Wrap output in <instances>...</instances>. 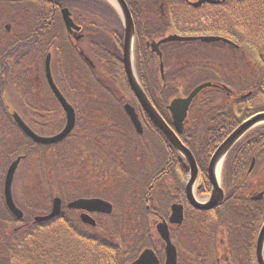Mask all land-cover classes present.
I'll return each mask as SVG.
<instances>
[{
	"label": "trees",
	"instance_id": "1",
	"mask_svg": "<svg viewBox=\"0 0 264 264\" xmlns=\"http://www.w3.org/2000/svg\"><path fill=\"white\" fill-rule=\"evenodd\" d=\"M57 1L60 6L70 5L73 7L76 19L79 21L78 23H81L88 32V38L92 47L91 51L99 50L97 60L104 66L106 74L111 75L116 80L118 79L124 86L125 91L130 92L121 64L120 40L118 41L119 47L109 41V47L101 50V42L99 40L100 35L103 33L95 29L96 26H101L98 16L104 15L106 17V10L109 14L112 13L113 16H117L113 8L104 0ZM127 2L133 14L136 15V25L140 29L142 38H160L169 29L173 32L184 34L182 31L186 25H182L181 20L179 21L177 11L182 6L186 7L185 0H127ZM230 2V0H225L220 5L218 10L220 12L219 18H213L211 14V18L208 15H203L204 19L202 20L204 21L205 29L219 30L223 36L234 40L244 50V47L247 45L252 48L255 57L252 59L251 69L249 70L251 74L244 73L247 78L243 77V68L239 71L233 68L232 56L235 49L233 43L213 42L221 44H217L220 46L218 48H211V57L203 59L207 63L202 62L203 60L193 63L188 62V65L178 68L175 62L181 57L179 52H177L178 57L175 62L171 59L169 53L164 54L165 65L168 68L164 82L158 76L159 60L157 57L155 55L153 57L150 56L151 53H147L146 51L138 52V65L143 85L157 109L168 121H171L166 109L168 102L173 97L189 93L197 84L211 81L214 84L227 85L234 91V94H228V89L212 91L215 93V96H209L199 104H196L197 97L190 111L189 121L187 120L188 123L181 134V139L194 152L197 162L202 169L203 191L209 190L206 168L216 147L243 120L257 112L264 111V57L262 54L260 55V52L264 51V2L263 0H248L244 6H240L243 8L240 10H232L229 6ZM195 23L196 21L192 20L191 25L200 27L195 26ZM119 33L122 35V32ZM40 35L41 40H43L44 36L51 37L52 34L44 35L40 33ZM49 39L43 44V53L54 45L51 41L49 42ZM184 43L185 45H189L193 42ZM202 44H205L204 47L207 48L208 45L206 44L211 43ZM165 46L167 45H163V48ZM54 47L56 46L54 45ZM208 48V51H210V47ZM64 55L66 56V54ZM77 55L79 57V51ZM58 57L54 63L56 70ZM66 62L68 68L64 71L69 69L68 61L66 60ZM146 62L148 63L150 77H153V81L157 82V86L155 87L150 85L148 74L142 68V65ZM199 63L201 66H197V68L193 66ZM244 65L247 66L248 64ZM42 71L45 78L44 69ZM88 73L102 87H105L109 91L111 90V85L107 83L102 85L100 83V80L102 81L103 79L99 75L98 68H90ZM252 77H256V79L252 81ZM183 80L188 84V86L186 85V90L183 89ZM28 85L30 84H27L26 81V88H28L25 92L28 95H23L22 97L24 99L23 103H25L23 105V112L26 109L28 111L26 106H30V104L39 109L42 104L38 95L34 94L31 86L29 87ZM249 91H251V94L243 97ZM63 92L70 100L69 93L64 90ZM217 94L223 96V100L214 103ZM51 95L54 98L52 93ZM71 96L73 99L79 100L76 97V91ZM29 98L30 100H28ZM36 99L37 101H35ZM95 100L97 99L88 98V101L93 103L96 108L98 107L96 105L98 102L94 103ZM82 107L93 108L90 104L82 105ZM35 113L38 114L39 111L36 109ZM0 114L9 117L8 111L2 106H0ZM10 120L9 124L11 127H14L15 133L19 134L21 141H24V143L16 142L19 145L17 150L23 148L22 151L24 152H18L13 155L12 153L16 151L14 148L15 143H13V146L10 145L11 148L4 151L5 166L8 165L10 160L21 153L28 152V155L31 156L32 153L41 150L43 157H45L44 151L48 150L47 147L36 145L17 128L11 118ZM190 120H192L191 124H189ZM29 121L33 124L35 123L31 118ZM148 121L153 130L158 133L157 136L164 145V152L160 150L158 152V155L162 153V164H165V160H170L179 162V165L180 163L184 165L183 160L168 144L161 132L149 119ZM31 123L30 125L40 133L47 132L43 129L42 125L37 126ZM6 143V141L3 142V145ZM143 154L145 156H142V169L147 164L150 165L152 160V156L149 157L147 151ZM147 158L149 161L146 160ZM253 159H255V166L250 171ZM223 187L226 190V197L223 203L215 209L213 218L208 220L212 222L210 226L217 230L223 229L231 248L242 250L243 247L244 258L247 261L245 264H257L255 242L258 230L264 222V197L261 200L254 201L251 199V196L259 191H264V124L250 131L229 153L223 172ZM0 201L5 207L3 195L0 197ZM10 218L12 219V223L16 224L14 218L11 216ZM10 218L0 214L2 222L0 228L10 222ZM66 221L68 223L66 230H59L63 226H60V223L58 225V222L55 223L58 225L57 228L50 227L54 225V222L47 224L34 222L29 227H24L22 222H20V225L16 224L18 226L15 227L13 232H1L0 264H22L20 261H15L16 258L13 255L16 253L19 255L24 253L26 254L24 258H28L34 263L38 262L39 264H113L110 259L118 254L123 255L129 260L136 253V241H134L136 236H133L132 233L114 231L111 233L112 238L107 235L98 236L96 234H91L92 238H89L81 232L80 224L74 226V221L70 217ZM39 232L40 234H38ZM67 239L68 247L64 248L65 243L61 241ZM74 240H78L79 243H73L72 241Z\"/></svg>",
	"mask_w": 264,
	"mask_h": 264
},
{
	"label": "rangeland",
	"instance_id": "2",
	"mask_svg": "<svg viewBox=\"0 0 264 264\" xmlns=\"http://www.w3.org/2000/svg\"><path fill=\"white\" fill-rule=\"evenodd\" d=\"M205 11H206L205 9H201L198 12H196L195 9L185 6H182V8L178 9L177 14L179 17V21L181 20L182 25H186L182 32L187 35L196 34V35L221 36L222 34L219 32V30L204 28V24H203L204 21L202 20L201 17H197V15L202 14ZM194 15L196 17H193ZM98 19L101 26H96L95 29H98L101 33H103L102 35H100L99 42L104 43V45L102 46L109 47L107 42L109 41L110 35H112L115 30V24L110 18L106 19L104 15H99ZM192 20L196 21L195 26H200V27L192 26L191 25ZM16 31L17 29L14 32L16 35L20 34L18 33V31L17 32ZM58 35L59 37H56V40L60 42L56 43L55 45L56 48H59V57H58L59 60L57 62V81L60 87L64 91L69 93V95H73L74 92L76 91V97L79 98L80 101L84 99L92 98L105 102L106 100H113L119 98V99L129 100L133 104L137 103L136 99L134 101L132 95H130L129 92L125 91L123 87H121L120 81L118 79L116 80L111 75L106 74V70L100 62H98V72L101 78L103 79L102 81L100 80V83L102 85L105 83L111 85L110 91L105 87H102L97 82V80L93 79L92 75L87 73L88 72L87 67H85V65L82 66V62L75 54H72L73 65L76 69H80V70H78L76 74V78H77L76 88L73 89V77H75V74H73L71 69H69V74L71 75V77H69L68 73L64 71L65 69L68 68L66 62V60L68 61V59L67 57L64 58L63 56L65 52V47H63V43L66 45L67 39L61 29L58 30ZM192 42L193 43H190L189 45H185L184 42H179V44L175 43L178 45L177 46L178 49L173 51V54L171 55V59L178 57L177 52H179L180 55L184 54L182 57H188V56L190 57L191 55L195 54V52L196 54L194 55V57H196L199 54L202 55L203 53L209 55L210 51H208L209 50L208 47H210V49L213 47L218 48L220 46L217 44H221V43H217V44L211 43L213 45L206 44L208 46L207 48H205L204 47L205 44H202L200 41L195 42L194 40ZM81 45L85 49V46L83 44ZM85 50H86V54L88 53V55L93 60H96V58L94 57L95 56L94 53L89 52L87 48ZM32 56L33 54L30 55V57ZM202 62L207 63L204 60ZM176 64L178 65L179 63ZM30 66L33 69L30 68V72H29L30 74L27 80V84L30 83V85L28 86L29 87L31 86L32 92L38 95V98L42 101L43 106H40L39 109L38 107L36 106L33 107L31 106L32 104H30V106H26V108H28V111L26 109L23 112L24 110L23 105L25 103H23L24 99L22 97L23 95L24 96L28 95L25 92V90L27 89L25 86L26 85L25 82V85H23L24 88L22 90L16 91L13 89L11 91L6 92L5 101L8 102L9 104L8 108L11 110V112L13 111L19 112L21 115H23L26 118V120L29 123H31L29 121L31 118L35 122L34 124L31 123L32 125L41 126L44 124V127L46 128L45 130H53L56 127L58 128L63 122V113L62 111L54 107L55 103L53 102V97L51 96V93H49L46 87L47 82L46 79L43 77L40 65L38 64L36 65V63L33 62ZM180 66H182V64H180ZM193 66L195 67L201 66V64L200 63L198 65L194 64ZM150 78L153 79V77ZM253 79H256V77L254 78L252 77V81ZM183 81H182V85L184 86L183 89L186 90L188 84L185 81L183 83ZM148 82L153 87L157 86L156 81L148 80ZM212 89H214V87ZM212 89L211 88L204 89V91H202V93L199 94L196 100V104L205 101L206 98H208L209 96H215L214 95L215 93H213L212 91L221 90V89H214V90ZM37 99L35 101H37ZM28 100H30V98ZM214 100H215L214 103H217L218 101L223 100V96H219L217 94ZM36 109L39 111L38 114L35 113ZM92 114H93L92 117L96 118L93 119V122H95V124L99 126L103 125L104 118H103L102 109H99V111L97 110V112H93ZM38 115L44 116V118H41L42 121L39 120ZM110 122L113 121L110 120ZM191 123L192 120H190L189 124ZM151 130L152 128L147 131H151ZM146 138L147 136L143 138V141L144 143H146L147 145L146 151L148 152L149 150L150 155L157 156L159 150L164 152L163 151L164 145L163 143H161L160 139L157 136L155 137L154 135H149L147 142H146ZM5 141L7 143L3 145V142ZM16 142L24 143L23 140L21 141V137L19 136V134L15 133L14 127L8 128L7 126L6 128L4 124L0 123V187L3 182V178H4L3 176H5L4 172L6 170V169H2V164H4L6 160L4 158V151L9 150L11 148L10 145L13 146V143H15L14 148L16 149V151H14L12 154L15 155L18 152H24L22 151L23 148L17 150L19 145H17ZM141 146L144 145L142 144ZM86 150L88 149H85L84 151ZM140 151L141 153L143 152V150ZM161 157H162V153L158 156V160ZM43 158L44 157L42 155L41 150L32 153V155L27 160L22 162L20 170H18L17 172L16 181L14 184V193L17 196L19 203L21 202L20 206H22L26 210L27 212L26 214L28 216L33 217V215L35 214H41L47 207L48 208L45 211L49 210L52 201H49V203H47L48 202L47 197H51V195L52 196L60 195L65 200H68L69 197L73 196L75 193H77V195L83 192L88 193L90 195L103 193L106 194L110 200L112 199L113 203L115 204V211L112 214V216H104V217L100 216V218L98 219L99 221L98 226L93 230L92 234H96L98 236L101 235L104 236L106 234L108 237L112 238L110 229L118 231L119 227L122 226L123 229L126 230V232L132 233L133 236L139 235L135 240L134 239L133 240L136 241L138 239L137 243L140 244V246L143 244L155 243L152 245H156V247L160 248L161 243H160L159 235L156 234V237L154 239H152L151 235H149L151 233L155 235L156 233V225L155 222L152 220L151 216L145 217L139 214L136 215V218H130L133 217V215L129 216L128 214H126V212L125 213L123 212V211H128L132 207V205L128 203V199L135 194V191H136V199L139 197L144 198L145 195L138 193V189L141 192L142 190L145 191L146 185L149 181V178L151 177L150 175V177L147 178V174L141 172V170L139 173V166L136 165V168L134 167L133 148H131L130 152L126 155V161L132 164L131 177L128 176L127 178L123 177L122 171L119 172L114 169L109 170L108 183L106 186H103L101 188V184L99 182L101 181L102 176L100 175V173H98L96 176V181L98 182H94L91 180V178H89L87 169H78L75 170L76 174L72 176L73 179L77 178L76 180H78L79 182H75L76 184L73 182L71 184L72 186L68 188V190L70 191H68L67 193L66 191L65 192L63 191L64 190L63 188L65 187V184L67 182L65 178V176L67 175H64L60 167L57 166L58 159L56 157V153L49 151L47 152V158L46 159ZM146 160L149 161L148 158ZM151 166L152 165H150V167L146 169V172L153 173L155 171V168L158 167L157 165L153 164V167L151 169ZM111 179H113L114 181L117 180V182L113 181L114 183L112 182L113 183L112 184L110 183ZM145 179L148 180L139 184L137 188L135 180L143 181ZM157 196H158V191L156 190V192L152 194L151 201L149 203L152 207L155 206V199L157 198ZM198 197L202 199V198H206L207 195H198ZM144 207L145 206L143 207L136 206V211H140V210L143 211L145 210ZM0 214L4 216L6 215V211L4 210L1 201H0ZM77 217L78 216L75 214L72 215L73 220H75V218L77 219ZM197 217L200 220L198 219L194 224V221L192 220V217L190 215L187 224L184 225L185 227H183L184 229L187 230L175 232L174 234V238L178 243V245H180L181 249L183 246V250L180 256V264H214L213 262L215 260L213 255L216 249L215 244L217 242L220 232L222 233L223 229L217 230L211 228L210 224H212V222H207L208 219H206L205 215L204 216L198 215ZM137 218H139L140 221L139 230L136 227V222H135ZM11 220L12 219L10 218V222L6 223L2 228H0V233L3 231L13 232V230L15 229V227H17V225L12 223ZM189 222L194 224L193 225L194 227L192 226L193 228L192 233L189 230V228L191 227L190 224H188ZM65 223L68 224L67 222ZM50 227H54V225ZM57 227L58 226H56V228ZM38 234H40V232ZM34 237H36V235H34ZM61 242L65 243L64 248L68 247L67 244L68 239L62 240ZM72 242L79 243L78 240H74ZM239 259L240 258L234 259L233 257L232 260L234 261V264H239Z\"/></svg>",
	"mask_w": 264,
	"mask_h": 264
},
{
	"label": "flooded vegetation",
	"instance_id": "3",
	"mask_svg": "<svg viewBox=\"0 0 264 264\" xmlns=\"http://www.w3.org/2000/svg\"><path fill=\"white\" fill-rule=\"evenodd\" d=\"M199 0H185V3L187 6L195 7L194 4H196ZM229 3L230 8L232 10H240L243 9L240 6H244L246 4V1L248 0H230ZM264 2V0H263ZM33 5V6H32ZM264 5V4H263ZM220 5L214 4L210 1H206L203 5L195 8H217ZM61 6L57 0H0V106L7 107L9 104L5 101V94L7 91H11L13 89V86L19 81L28 79L29 74L27 72L29 67V56L30 54H34L36 56V61L39 63L41 61L42 55L39 54V51H37V54L34 53L33 48L39 49L40 45L44 44V40H41L39 37L40 33H44V35H51L50 41L52 43H59V41L56 40V37H59L58 35V28L60 26L65 27L62 12H61ZM205 15L210 16L212 14L213 18H219L220 12L215 9L213 13H210L209 11H206L204 13ZM136 17V15H135ZM19 20L25 21L23 24V31L22 36L16 35L15 28L17 26V22ZM11 21V22H10ZM63 22V24L61 22ZM10 23V25H9ZM13 23V24H12ZM69 36L72 38V42L74 44V47H76V32L75 31H69ZM137 36L139 38V34L137 33ZM84 38V37H83ZM81 38V39H83ZM60 39V38H59ZM74 39V41H73ZM49 41V42H50ZM234 42V40H232ZM84 44H87L86 41L83 42ZM233 46L235 47L233 52V68L236 71H239L240 69H244L243 77L247 78V76L244 73L251 74L249 71L251 69L252 65V59L255 57L254 52L252 51V48L247 45L245 46V50L240 47V45L236 42L233 43ZM71 47V45H70ZM264 51L260 52V55L262 54L264 57ZM32 63V62H31ZM244 64H248L247 66ZM53 73L56 76L55 68H53ZM241 79V76H240ZM233 91V90H232ZM234 94V91H233ZM53 102L55 103V108L62 111L64 113V110L60 104V102L56 101V99H53ZM102 105V112H103V118L104 122L103 125H97L92 124L88 121V119H96L92 116H80L77 117V122L74 131L63 141L50 144L47 147V149L50 151L52 150L54 153H56V157L58 159V167L60 169H87L88 176L91 178L92 181H96V176L98 173L102 176L101 181L99 182L101 184V188L103 186H106L108 183V172L109 170H116V171H122V176L127 178L131 177V166L132 164L130 162L126 161V155L129 153L126 151L124 147H122L121 142L119 141L118 137L114 136V131H119L123 139H127V143L130 145H133V157H134V167L136 168V165L139 166L140 162L138 161V151L136 150V143L140 142L138 138H136V129L134 128L127 112L125 109V104L127 102H123L121 100H114L110 101L108 104L106 101L103 102ZM75 104V103H74ZM76 105V104H75ZM74 105V106H75ZM41 106H43L41 104ZM136 108V104H134ZM116 107V112H121L120 116L115 115L112 111ZM7 110V108H5ZM8 111V110H7ZM64 118H66L65 113L63 114ZM9 117L12 119L11 115L9 114ZM7 115L0 114V122H11L10 118ZM41 118H44V116L39 115V120L42 121ZM118 118V120H116ZM113 121V122H110ZM44 129V124L42 125ZM95 129V130H94ZM54 130V129H53ZM51 131L44 132V134H51ZM109 132L111 133V136L109 137ZM53 133V132H52ZM145 133V131H144ZM139 135V134H138ZM125 141V140H124ZM41 146V145H40ZM85 149H88L84 151ZM84 151V152H83ZM179 162H174L168 160L165 163L164 168L161 170V173L154 175L153 178H151L149 181L148 186V195L145 196V200L143 198H137L136 199V191L131 198L128 199V203L132 205V207L128 211H123L124 213L128 214L130 218H136V215H143L145 217H152V220H167L169 222V228L171 230V233L174 231L180 232L185 231L187 229H184V224L187 222L188 217L191 215L193 219H196L198 215L206 213L214 212L212 210L205 211V210H199L196 207H194L188 200L186 195V180L188 178V170L186 169V165H180ZM179 166V167H178ZM75 178L72 182H79ZM114 180L111 179L110 183H112ZM117 182V180H115ZM114 181V182H115ZM113 182V183H114ZM112 183V184H113ZM136 187L138 188L140 184V180L136 181ZM76 184V183H75ZM74 184V185H75ZM158 191V196L155 199V206H151L149 203L151 201V196L154 192ZM201 190V194H208L209 190L203 191V186L199 189ZM65 192V189L63 190ZM75 191V189H74ZM138 193L145 194L146 192L140 191L138 189ZM164 193L167 196V200L165 202L162 201L161 194ZM256 193L251 196V199L254 201H258L255 199ZM93 197H99L104 199H109L106 194L100 193V194H88V193H80L77 195L75 193L73 196H70L69 200H65L64 198H61L63 211L64 209L70 212L67 213H73L77 215L81 219V223L83 225V228H81V232L88 236L89 238H92L93 233V226L83 222L82 220V214L84 211L82 209H75L68 207L67 203L69 201L79 198H93ZM155 197V194H154ZM110 200V199H109ZM112 201V199H111ZM113 202V201H112ZM143 203H145V210L136 211V206L143 207ZM174 203L182 204L183 206V215L184 219L181 223H171L170 222V216L172 215V206ZM115 211V205L113 203V210L111 213H106L102 211H89L87 212L90 214V216L95 220V227L98 225V219L100 216H108L112 215ZM62 216L57 217L55 221L59 222L62 219ZM23 219V220H22ZM26 219V220H24ZM196 220H194V223H196ZM22 221H24L22 224L24 227H29L34 222L45 224V220L43 221H36L35 217L30 218L28 216H25V212L23 217L21 218ZM136 227L138 230L140 229V221L139 218L136 219ZM194 224L191 223L190 226H193ZM43 226V225H41ZM192 233V231L190 230ZM151 235L152 239L156 237L153 233L149 234ZM139 235H136V238ZM138 240V239H137ZM136 240V253L131 259H126L123 255L118 254L117 256L110 259V261L113 262V264H128L135 259L139 257V255L142 253V251L146 248H151L156 256L158 257L160 264H165L166 262V244L163 242L161 243L160 248L156 247V245H152L155 243H148L143 244L140 246V244L137 243ZM182 246V245H181ZM216 249L214 252V264H232L233 261H231L234 257L235 259V253L229 251V249L225 246L224 241H220L217 244H215ZM175 247L177 250V264H180V256L181 252L183 250L180 248V245L175 242ZM26 254L22 253L14 254L13 256L16 258L15 261H20L22 264H39L38 262L34 263L32 260L28 258H24ZM232 256V259H231ZM232 262V263H231ZM240 264H245L247 261H245L244 258L239 259Z\"/></svg>",
	"mask_w": 264,
	"mask_h": 264
},
{
	"label": "water",
	"instance_id": "4",
	"mask_svg": "<svg viewBox=\"0 0 264 264\" xmlns=\"http://www.w3.org/2000/svg\"><path fill=\"white\" fill-rule=\"evenodd\" d=\"M210 1L212 3H218L220 0H199L195 5H200L203 2ZM116 5L120 9V13L123 17L124 26H125V36H124V56L123 61L125 65V70L127 74V78L131 88L133 89L137 99L142 104L147 114L150 116L152 121L156 124V126L163 132L168 141L174 146V148L179 151L187 160L190 169V178L187 184V197L191 204H193L196 208L199 209H211L219 205L224 198V189L220 185V170L222 164L227 156L228 152L231 148L243 137L245 133H247L253 127L259 125L264 122V113H258L244 122H242L214 151L208 166V174L211 181L212 192L211 197L206 202H199L194 195V184L198 178L199 167L196 161V158L189 147H187L182 140L179 138L178 134L181 133L184 129V121L187 117L188 110L197 96V94L206 86L210 85V83H203L199 86L195 87L188 96L186 97H177L172 100L169 105V109L172 113L173 123L175 129H173L159 114L151 100L149 99L147 93L142 87L137 73L134 70L133 64V39H134V21L132 14L130 12L129 6L125 0H114ZM63 16L66 22L67 28L71 30L75 28L78 30L80 27L76 25L71 17V13L68 8L63 9ZM190 38L182 37L176 34L169 35L159 42L153 41L150 43L152 50L156 51L158 54H161L159 46L163 42L171 41V40H186ZM203 41H215L220 40V37L216 36H204L201 38ZM50 56L47 58V68H48V80L50 86L52 87L55 95L60 100L67 117V122L62 131L55 135L44 136L36 133L18 114H14V119L19 125V127L24 131L26 135H28L32 140L36 143L40 144H53L65 139L73 130L76 123V113L74 107L67 101L63 93L57 87L54 82L50 68H49ZM126 109L139 133L143 132V125L139 118L138 113L135 111L134 107L127 103ZM23 156H18L9 166L6 177H5V200L10 211L21 218L23 215L22 210L16 205L13 198L12 185L15 176V172L18 168V165ZM262 197V193L257 195L255 199H259ZM69 206L72 208L85 209L89 211H102L106 213H111L113 210V205L109 201L100 198H91V199H76L69 203ZM173 212L170 217V221L173 223H181L183 221V206L181 204L175 203L173 206ZM62 204L61 199L56 197L53 202L52 210L47 215L37 216V220H46L53 218L61 213ZM82 219L95 225V220L88 214L83 213ZM157 229L161 234L162 238L166 241V262L165 264H177V250L175 245L171 241L170 231L168 227V223L166 221H162L157 224ZM256 253L259 264H264V224L259 232L257 239V247ZM130 264H160L158 257L152 249H145L141 255Z\"/></svg>",
	"mask_w": 264,
	"mask_h": 264
}]
</instances>
